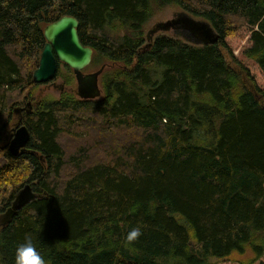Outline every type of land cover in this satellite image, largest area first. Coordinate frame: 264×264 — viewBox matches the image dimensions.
<instances>
[{"label": "trees", "instance_id": "trees-1", "mask_svg": "<svg viewBox=\"0 0 264 264\" xmlns=\"http://www.w3.org/2000/svg\"><path fill=\"white\" fill-rule=\"evenodd\" d=\"M168 7L218 43L148 41ZM64 16L106 66L99 99L65 90L70 75L58 100L32 81ZM13 123L35 155L8 153ZM0 159V216L25 185L40 196L0 227V264L27 235L47 264H264V0H0Z\"/></svg>", "mask_w": 264, "mask_h": 264}, {"label": "water", "instance_id": "water-1", "mask_svg": "<svg viewBox=\"0 0 264 264\" xmlns=\"http://www.w3.org/2000/svg\"><path fill=\"white\" fill-rule=\"evenodd\" d=\"M78 20L71 16H64L59 20L48 24L43 29L45 44L41 51L38 67L33 72L32 81L35 84H46L55 77L58 70V62L72 70L76 80V94L81 100H96L102 95L99 78L106 66H101L92 73H84L93 58V50L84 46L78 34ZM159 32H169L175 37H180L193 46H210L218 43V35L209 23L195 19L185 12L177 13L172 19L156 23L148 35L150 37ZM62 89V87H61ZM30 103L26 107L16 108L14 114L21 115L24 110L29 113ZM19 117V121L21 116ZM10 141L7 147L8 153L17 157L27 154L35 155V152L27 148L30 140L28 129L21 125L12 128L9 132ZM4 165V159L0 160V168ZM40 198L33 188L27 184L17 192L11 206L0 216V227L8 225L13 217L24 207Z\"/></svg>", "mask_w": 264, "mask_h": 264}, {"label": "rangeland", "instance_id": "rangeland-1", "mask_svg": "<svg viewBox=\"0 0 264 264\" xmlns=\"http://www.w3.org/2000/svg\"><path fill=\"white\" fill-rule=\"evenodd\" d=\"M180 12H183L182 9L178 8V7H168V8H165L163 9L162 11L160 12H157L156 15L147 23L146 25V28H145V33H146V37H148L149 35V32L151 31V29L153 28V26L156 24V23H160V22H165L167 20H170L173 18L174 15H176L177 13H180ZM172 31H169V32H159L157 31V33H154L151 37H150V40H153L157 35L159 34H165V35H169V36H174L173 33H171ZM246 31L243 29L239 32V35H240V38L242 40H244V35H245ZM148 40V39H147ZM232 47L234 49H237L239 47V43L235 42V43H232ZM225 55V58H227V55ZM65 65L62 64V66L60 67V72H61V75L56 79L54 80L53 82H50V83H47L45 85H42L39 90L40 92L42 93L43 96L45 97H49L51 98L52 100H58L60 95H61V92L63 91L64 87H65V78L67 76H72L73 77V81L71 83V86L69 87H65V90L67 91H72V92H76V80H75V77H74V74L72 72V75L71 73H69L65 68H64ZM101 65L99 66H92L91 64L86 67L83 71L85 73H92L96 70H98L100 68ZM68 68V67H67ZM36 70V69H35ZM71 70V69H70ZM72 71V70H71ZM158 74V73H156ZM62 87V89H61ZM7 131H5L4 133H2V138L5 139V135H6ZM7 142V141H6ZM6 142H4L6 144ZM253 255H252V250L248 249L246 250L245 254H237V253H234L232 256H231V259H235V260H246L248 258H251ZM212 262H216V260H212Z\"/></svg>", "mask_w": 264, "mask_h": 264}, {"label": "clouds", "instance_id": "clouds-1", "mask_svg": "<svg viewBox=\"0 0 264 264\" xmlns=\"http://www.w3.org/2000/svg\"><path fill=\"white\" fill-rule=\"evenodd\" d=\"M141 235V229L135 227L128 232L126 239L128 241H135ZM14 259L15 264H47V261L30 235L25 236L24 240L16 246Z\"/></svg>", "mask_w": 264, "mask_h": 264}, {"label": "flooded vegetation", "instance_id": "flooded-vegetation-1", "mask_svg": "<svg viewBox=\"0 0 264 264\" xmlns=\"http://www.w3.org/2000/svg\"><path fill=\"white\" fill-rule=\"evenodd\" d=\"M85 73V72H84ZM49 83V82H48ZM23 112H25L24 110L21 112V115H19V114H17V115H19V116H22V113ZM17 115H15L14 114V118H19V117H17ZM21 120V119H20ZM19 121V120H18ZM19 126V125H18ZM18 126H16L14 123L12 124V127L13 128H16V127H18ZM21 126V125H20ZM24 126V125H23ZM3 136V135H2ZM2 140L4 141V138H2ZM5 141H7L6 142V145H7V147H8V144H9V141H10V134H9V132H7L6 133V135H5ZM4 143V142H3ZM1 160V159H0Z\"/></svg>", "mask_w": 264, "mask_h": 264}]
</instances>
